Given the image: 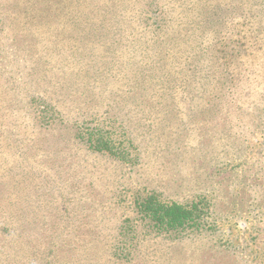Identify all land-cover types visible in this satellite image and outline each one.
Instances as JSON below:
<instances>
[{
	"label": "rangeland",
	"instance_id": "374dc122",
	"mask_svg": "<svg viewBox=\"0 0 264 264\" xmlns=\"http://www.w3.org/2000/svg\"><path fill=\"white\" fill-rule=\"evenodd\" d=\"M0 264H264V0H0Z\"/></svg>",
	"mask_w": 264,
	"mask_h": 264
},
{
	"label": "trees",
	"instance_id": "16d2710c",
	"mask_svg": "<svg viewBox=\"0 0 264 264\" xmlns=\"http://www.w3.org/2000/svg\"><path fill=\"white\" fill-rule=\"evenodd\" d=\"M88 142H90L93 149L100 153L115 155V152H117L111 140L103 141L99 139L92 141L90 139ZM137 204L146 217L157 221L161 220L170 234H178L190 226H196L201 220L200 215H197L199 214L197 209L186 210L177 203L162 204L156 199L147 198L142 203Z\"/></svg>",
	"mask_w": 264,
	"mask_h": 264
}]
</instances>
